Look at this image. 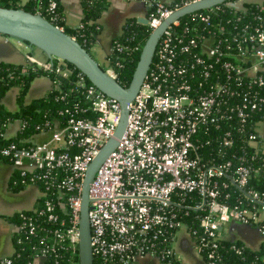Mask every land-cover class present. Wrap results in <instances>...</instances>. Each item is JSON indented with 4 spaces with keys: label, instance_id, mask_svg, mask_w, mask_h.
I'll return each instance as SVG.
<instances>
[{
    "label": "built area",
    "instance_id": "1",
    "mask_svg": "<svg viewBox=\"0 0 264 264\" xmlns=\"http://www.w3.org/2000/svg\"><path fill=\"white\" fill-rule=\"evenodd\" d=\"M198 1L144 0L148 11L153 8L147 11V24L152 31L182 6ZM223 2L167 25L145 80L128 101L126 130L93 175L88 189L90 245L101 262L139 264L144 256L169 262L175 258L176 233L184 228L206 262L219 264L217 241L227 239L225 226L231 221L256 227L264 242V190L248 184L259 167L245 155L228 156L225 150L235 145L237 135L253 145L260 142V133L248 130L247 123L264 108V15L257 11L253 22L241 25L233 18L223 20L217 16ZM257 2L264 8V2ZM49 4L55 17L56 0ZM227 4L236 11L247 8L237 0ZM115 48L121 51L123 45L114 38L103 69L118 79L110 60ZM26 55L29 64L72 78L88 103V115L70 116L66 124L54 120L53 127L42 129L52 131L49 138L22 148L14 143L0 148V158L29 164L20 173L29 174L28 184L43 181L41 196L50 193L42 207L21 213L16 230L39 240L32 246L35 257L53 254V264H60L59 250L66 243L73 249L78 244L85 172L116 132L122 104L59 55L44 60ZM228 183L249 203L227 201L230 193L221 187ZM190 209L201 211L196 215L201 236L184 219ZM232 247L243 251L242 245ZM13 254L15 248L12 255L0 257V264H12Z\"/></svg>",
    "mask_w": 264,
    "mask_h": 264
},
{
    "label": "trees",
    "instance_id": "2",
    "mask_svg": "<svg viewBox=\"0 0 264 264\" xmlns=\"http://www.w3.org/2000/svg\"><path fill=\"white\" fill-rule=\"evenodd\" d=\"M50 0H0V5L11 7H24L28 11H39L43 16L49 19L54 24L63 26L65 30L74 35L75 38L89 51L94 42L96 36L101 31L98 18L102 12L109 6V0H81L83 4L82 16L80 19L81 26H76L69 29L64 21V15L62 6L59 0H56L57 7L56 16L53 17V13L48 11ZM175 1V0H174ZM177 1V0H176ZM226 0L222 3V8L219 10L217 16L223 20L225 18L234 19L237 24L241 25L245 22H253L254 14L259 11L264 15V8L260 9L259 3L246 2V10H234V7L228 5ZM173 2V1H172ZM150 8L148 13L152 11ZM187 14V13H185ZM184 14V15H185ZM183 15V14H182ZM190 15L182 16L185 20ZM123 31L118 34L115 39L123 45L121 51L116 48L111 55V63L114 65L117 78L123 86L130 84L132 80L133 70L135 69L138 58H140L142 46L148 36L151 33V28L148 24L139 21L134 16L129 17L123 24ZM27 43V41H25ZM67 63L73 66L72 63ZM40 74H48L53 79V86L42 96L34 97L29 101H25V94L33 81V77ZM72 79V78H70ZM60 78L54 72L44 70L38 67L35 62L33 64H20L10 61H0V148L7 146L9 143H14L17 148L28 146L31 141L30 137L40 132L42 129H49L54 126V120L60 121V124H66L70 116L82 117L88 115V111L85 110L87 101L84 97L82 90H76L72 80ZM90 81V80H89ZM91 82V81H90ZM17 84L19 86L17 93V103L19 108L15 111L10 110L1 101L6 91L12 85ZM264 114V108L261 111L253 113L247 123L248 130H255L259 133L257 127L258 122L262 120ZM19 119L22 122V127L13 136H5L6 128L9 123ZM228 156L236 153L237 155H245L247 159L255 166L259 167V172L251 178L249 185L260 190H264V139L260 136V142L258 145H253L250 141L245 139L242 135H237L235 138V145L225 149ZM255 155L251 159V156ZM0 160L9 161V157H2ZM31 179L29 174L22 175L19 169H16L10 178V189L18 190L26 186ZM38 186L41 189L43 187V181L38 180ZM221 191L229 192V197L226 199L230 203H237L239 199L243 204L249 203L245 197L241 195V191L233 184L228 183L226 187H221ZM50 195V193H49ZM48 193L46 196H49ZM46 196H39L36 201L35 207H42L44 204V198ZM63 200H65L63 198ZM199 210L190 209L188 215L184 216L190 231L196 229L197 234L201 236L202 230L200 229L197 214ZM23 214H28L29 209H23L12 215L16 224L22 222ZM60 218L66 219V214L60 212ZM17 237H21V241L17 242ZM14 248L16 254H13L12 264H31L35 259L32 246L39 242L34 235H25V232L20 231L14 233L13 236ZM242 245V253L236 252L232 245ZM67 245V243H66ZM64 246L60 251L62 259L60 264H79L80 254L78 253V244H75L74 249L72 247ZM216 250L219 257V264H264V242L258 248H250L241 241L218 239ZM54 255L49 254L45 259V264H53ZM161 264H181L179 260L171 258L168 262L162 259ZM93 264H110L104 263L93 258ZM115 264V263H112Z\"/></svg>",
    "mask_w": 264,
    "mask_h": 264
},
{
    "label": "crops",
    "instance_id": "3",
    "mask_svg": "<svg viewBox=\"0 0 264 264\" xmlns=\"http://www.w3.org/2000/svg\"><path fill=\"white\" fill-rule=\"evenodd\" d=\"M171 3L174 0H163ZM238 4L243 5L246 2H264V0H237ZM62 6L64 21L69 29L78 25L82 16L83 4L81 0H59ZM109 6L105 9L98 22L100 23L101 31L96 36V41L92 45V52L97 59L105 61L107 56L111 54L113 39L121 34L123 31V24L129 17L134 16L147 17L148 5L144 0H109ZM26 54L32 55L37 60L47 59L49 56L38 47L26 43L25 41L16 37L10 36L0 32V61H10L13 63L29 64ZM100 60V61H101ZM54 84L53 79L48 74H40L33 77L26 94L25 101H29L34 97H39L45 94ZM19 86L12 85L6 91L1 101L10 110L15 111L19 108L17 103V93ZM264 121L258 122V131L260 136L264 139L262 134V126ZM20 120L15 119L6 128L5 136H13L19 131ZM258 133V134H259ZM51 130L40 131L33 134L29 140L31 142H40L50 137ZM29 166V164L20 160L17 162H9L0 160V257L12 255L14 252L13 236L17 232L16 222L12 219V215L23 209H31L35 207L36 201L41 195V189L38 185L27 184L26 186L13 190L10 189V178L12 173L21 167ZM226 238L229 240H239L250 248H258L261 244L259 231L256 227L231 221L225 226ZM256 232V233H255ZM255 233V236H253ZM179 238H184L183 233L177 234L174 241L175 257L181 264H208L204 256L191 251H183V245L179 244ZM255 237L256 240H253ZM177 239V242H176ZM195 247V246H194ZM46 257L39 255L33 259L31 264H45ZM159 261L152 256H144L139 259V264H157Z\"/></svg>",
    "mask_w": 264,
    "mask_h": 264
},
{
    "label": "water",
    "instance_id": "4",
    "mask_svg": "<svg viewBox=\"0 0 264 264\" xmlns=\"http://www.w3.org/2000/svg\"><path fill=\"white\" fill-rule=\"evenodd\" d=\"M225 0H200L173 12L165 18L157 27L148 34L142 49L140 58H138L135 69L133 70L132 80L127 86L113 78L107 73L97 58L88 51L70 32L59 25L54 24L39 12L28 11L24 7H11L10 5H0V32L10 34L29 44L38 47L49 57L56 55L72 63L86 75L94 85L105 94L115 98L122 104L121 117L117 125V130L113 136L101 146L98 154L90 162L85 175L84 184L82 185L80 220V234L78 237V253L80 254L79 264H93L94 255L90 245L91 228L88 220V209L92 206L89 203L88 189L92 183L93 175L107 158L110 151L115 147L118 138L125 132L128 101L136 95L141 83L150 68L152 59L155 56V47L161 34L167 28V25L182 14L190 11L206 8ZM139 21L147 23V17H139Z\"/></svg>",
    "mask_w": 264,
    "mask_h": 264
},
{
    "label": "rangeland",
    "instance_id": "5",
    "mask_svg": "<svg viewBox=\"0 0 264 264\" xmlns=\"http://www.w3.org/2000/svg\"><path fill=\"white\" fill-rule=\"evenodd\" d=\"M89 51L95 56V54L92 52V49L90 48ZM98 62L100 63V65L102 66V68H105L107 65L103 62V60L101 59H97ZM101 60V61H100ZM262 134L264 136V125L262 126ZM180 233H183V237L184 238H179L180 235L178 236V241H179V244L183 245V251H188L189 253L191 251H193L194 253H198L197 251H195V247H194V242H193V238L191 237V235L188 233V231L186 232V230L184 228L180 229L178 231L177 234H180ZM256 233V232H255ZM255 233H253V236H255ZM253 240H256L255 237L253 238ZM175 241V240H174ZM176 242H177V239H176ZM201 254V253H200ZM202 255V254H201ZM203 256V255H202ZM157 262V264H161L160 261H155ZM164 264V263H162Z\"/></svg>",
    "mask_w": 264,
    "mask_h": 264
}]
</instances>
